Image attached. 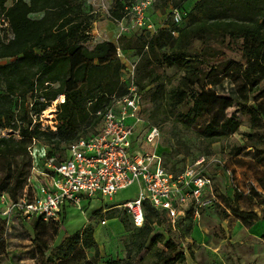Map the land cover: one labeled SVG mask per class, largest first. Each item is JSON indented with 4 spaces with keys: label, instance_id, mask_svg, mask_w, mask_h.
<instances>
[{
    "label": "trees",
    "instance_id": "obj_1",
    "mask_svg": "<svg viewBox=\"0 0 264 264\" xmlns=\"http://www.w3.org/2000/svg\"><path fill=\"white\" fill-rule=\"evenodd\" d=\"M0 0V59H14L0 63V130H20L21 139L0 135V165L4 180L0 188L13 200L23 194L28 175L19 167H5L11 157L29 153L30 143L37 137L48 144L72 143L89 137L97 130L104 111L115 94L125 91L121 83L124 63L118 56V45L108 39L89 47L81 39L90 36L92 14L80 0ZM133 0H116L113 17L121 20L126 16V6ZM187 0H172L182 8ZM32 13H43L32 17ZM9 26H6L5 23ZM10 28L12 36L6 38ZM217 34H232L244 39V61L228 60L222 65L204 71L200 59L190 52L195 39H211ZM125 44L123 48H130ZM139 47L147 48L148 70L138 78L141 89L159 83L154 100L170 109L187 101L190 88L199 86L192 94V113L197 118L218 107L226 110L237 106L239 111H253L254 119L264 124V0H200L189 13L188 22L174 35L163 28L144 40ZM165 67L183 71L179 84L170 90L163 87L167 76ZM230 78L236 83L234 90L222 95L217 87ZM64 95L57 108V129L41 127V113L56 99ZM256 101L253 109L250 100ZM18 109V113L15 111ZM242 120L237 114H226L206 127L211 143L224 135L237 131ZM252 136V134H250ZM68 146V147H69ZM56 156V155H52ZM65 156V155H64ZM51 157V156H50ZM261 186L264 188V175ZM249 187L250 192H255ZM239 191V190H238ZM244 194V191H239ZM249 192V193H250ZM252 196V194L248 195ZM244 214V211H242ZM110 217H119L112 215ZM124 226L128 224L122 218ZM36 226L35 244L44 255L50 249L47 226ZM155 223L165 226L166 217L151 204H146V221L139 226L142 250L150 241L156 252L155 264H185V249L173 237L166 242V250L159 247L165 237L154 234ZM95 248L99 257L100 245L95 237V226L90 224L76 235L68 236L47 258L46 264H63L77 251ZM56 257V259H55ZM105 264H133L122 258L109 259Z\"/></svg>",
    "mask_w": 264,
    "mask_h": 264
},
{
    "label": "rangeland",
    "instance_id": "obj_2",
    "mask_svg": "<svg viewBox=\"0 0 264 264\" xmlns=\"http://www.w3.org/2000/svg\"><path fill=\"white\" fill-rule=\"evenodd\" d=\"M92 14L90 36L81 39L89 47H94L98 41L108 39L125 49L121 58L126 65H137V77L141 78L148 70L147 48L142 50L139 45L153 32L163 28L169 29L174 25L173 10L176 8L172 0H155V3L146 8L143 13L147 22L152 25L148 30L146 25L140 26L133 16L126 17L125 23L114 19L113 14L117 7L116 0H80ZM135 1V0H133ZM178 1V0H175ZM200 0H187L182 9L191 12ZM14 0H8L11 5ZM43 13H32V17H41ZM6 38L12 36L8 27ZM190 52L200 59V67L210 71L212 67L222 65L228 60L244 61V39L232 34H217L211 39H195ZM14 59L1 58L0 63H9ZM167 76L163 87L168 91L176 87L183 75V71L176 67H165ZM159 83L148 86L145 90L146 118L158 126L161 137L155 143L142 144L145 150H151L163 157L168 169L179 173L189 165H195L197 160L206 157L202 164L204 171L212 175L214 189L219 201L213 206L204 209L201 216L187 215L176 223L166 217L165 226L155 223L154 234L165 237L159 247L167 249L165 242L173 237L185 249L187 261L185 264H264V231L256 234L254 226L264 221V188L261 178L264 175V124L260 125L253 117V111L243 113L237 106L222 110L213 107L202 116L195 117L192 113V94L199 91V86L190 88V97L173 109L165 103L154 100V94ZM236 83L227 78L217 87L220 94L225 95L234 90ZM264 89V80L261 83ZM4 88L0 86V92ZM259 100L264 98L260 97ZM61 96L53 101L52 105L41 113V127L56 130L58 104ZM250 105L256 107V101L251 98ZM18 113V109L15 108ZM226 114H237L242 125L235 132L224 135L220 141L211 143L206 127L209 123L223 118ZM252 134V136H250ZM0 135L14 136L21 139L20 130L4 128ZM32 149L26 155L11 157L4 165L14 169L19 167L26 175L32 171L33 165L42 169L46 159L52 155L63 157L68 149L67 142L58 145L48 144L44 139L37 137L32 140ZM32 151V152H31ZM2 167V164L0 165ZM4 171L0 168V185L4 180ZM37 173V171H35ZM238 184L244 194L238 191ZM26 187V185H25ZM254 187L255 192H246ZM246 189V190H245ZM0 188V193H1ZM138 194V184L122 189L114 199L96 197L89 204L83 205L81 210L69 211L61 221H39L38 229L47 226V237L50 249L44 256L35 244L36 226L34 219L20 217L21 213L11 210L4 214L10 206L0 201V264H46L48 256L68 236L76 235L84 224L95 226V237L100 245V256H95V248L79 250L63 264H105L109 259L122 258L133 264H155L156 252H152L151 242L140 250L141 234L135 226L125 207L128 199ZM252 194V196H248ZM244 211V214L242 213ZM119 215V217H110ZM122 218L127 221L126 228ZM117 220L120 226H116ZM105 232L106 239H99L98 229ZM56 259V257H55Z\"/></svg>",
    "mask_w": 264,
    "mask_h": 264
},
{
    "label": "built area",
    "instance_id": "obj_3",
    "mask_svg": "<svg viewBox=\"0 0 264 264\" xmlns=\"http://www.w3.org/2000/svg\"><path fill=\"white\" fill-rule=\"evenodd\" d=\"M154 3L155 0L132 1L126 6V16L118 21L124 24L126 17L133 16L140 26L151 30L143 11ZM173 18L174 25L169 30L178 35L189 13L176 7ZM5 25L9 26L7 22ZM125 51L118 45L120 58ZM136 70V63L124 64L121 83L125 91L113 95L108 107L97 112L102 118L93 134L72 143L65 156L46 159L42 169L33 165L18 200H13L7 191L0 193V201L10 206L4 214L10 216L8 213L16 210L22 218L56 223L96 197L114 199L120 190L135 183L138 194L120 205L137 227L146 221L147 203L176 223L187 215L201 216L204 209L219 201L215 180L202 167L206 157L176 173L167 168L161 155L135 146L137 142L155 143L161 137L160 128L146 118L145 89L140 87ZM61 100H65L64 95ZM235 187L242 191L238 184Z\"/></svg>",
    "mask_w": 264,
    "mask_h": 264
},
{
    "label": "crops",
    "instance_id": "obj_4",
    "mask_svg": "<svg viewBox=\"0 0 264 264\" xmlns=\"http://www.w3.org/2000/svg\"><path fill=\"white\" fill-rule=\"evenodd\" d=\"M87 224H84L82 227L79 228V230H82L84 227H86ZM254 230H256V234H261L264 231V221L259 222L254 226Z\"/></svg>",
    "mask_w": 264,
    "mask_h": 264
},
{
    "label": "bare ground",
    "instance_id": "obj_5",
    "mask_svg": "<svg viewBox=\"0 0 264 264\" xmlns=\"http://www.w3.org/2000/svg\"><path fill=\"white\" fill-rule=\"evenodd\" d=\"M113 222H114L113 223L114 225L120 226V224H119V222L117 220H113ZM100 230H101V228L98 229L97 236H98L99 239L105 240L106 239V234H105V232H101L102 230L101 231Z\"/></svg>",
    "mask_w": 264,
    "mask_h": 264
}]
</instances>
